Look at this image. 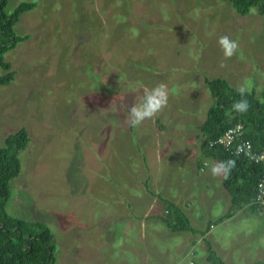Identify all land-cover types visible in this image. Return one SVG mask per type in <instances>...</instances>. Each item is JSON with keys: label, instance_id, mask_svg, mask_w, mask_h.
<instances>
[{"label": "rangeland", "instance_id": "obj_1", "mask_svg": "<svg viewBox=\"0 0 264 264\" xmlns=\"http://www.w3.org/2000/svg\"><path fill=\"white\" fill-rule=\"evenodd\" d=\"M22 2L35 6L15 24L28 37L4 54L15 76L0 84V147L22 127L30 142L7 209L51 225L60 237L57 264H144L142 229L128 214L155 204L154 213L162 207L157 196L177 195L186 184L184 172L196 165L192 158L204 140L199 124L213 101L207 77L247 83L260 94L263 17L255 7L243 15L228 0H8L7 12ZM224 35L239 44L231 58L218 43ZM161 82L169 89L167 107L130 126L135 98ZM211 159V167L219 162ZM223 174L201 185L209 183L214 195ZM223 200H208L204 209L222 214L223 205L230 207ZM147 223L158 233L165 228L159 220ZM223 231L227 264L264 261V213H238Z\"/></svg>", "mask_w": 264, "mask_h": 264}, {"label": "trees", "instance_id": "obj_2", "mask_svg": "<svg viewBox=\"0 0 264 264\" xmlns=\"http://www.w3.org/2000/svg\"><path fill=\"white\" fill-rule=\"evenodd\" d=\"M228 1L243 15L248 14L250 8H257V12L263 17L264 26V0ZM7 5L8 0H0V66L6 69V73L0 75V84H9L15 76L11 63L5 60V52L28 37L17 34L15 24L21 14L35 6L33 2H22L9 13L6 10ZM206 81L213 101L206 118L199 124L204 138L200 146L202 154L219 162L235 160V166L228 171L227 177L223 174V184L232 196L229 214L245 204L250 205L252 210L264 213V209L260 210L253 200L258 183L264 177V163L234 152L238 140L230 149L222 144L212 143L229 128L241 123L244 125L241 138L250 139L257 152L264 149V88L260 94L251 90L241 97L236 90L237 86L224 77H207ZM112 97L114 100V95ZM244 98L250 106L246 112L238 113L232 105ZM118 106L124 107L121 103ZM29 142V131L22 127L10 132L6 136L5 144L0 147V264H57L59 240L51 225L43 219L27 220L14 216L7 209L11 198L10 183L22 171L21 151L25 150ZM163 201L167 211L160 217L166 225L173 231L191 229L185 212L170 200ZM209 259L214 264H226L213 250H210Z\"/></svg>", "mask_w": 264, "mask_h": 264}, {"label": "crops", "instance_id": "obj_3", "mask_svg": "<svg viewBox=\"0 0 264 264\" xmlns=\"http://www.w3.org/2000/svg\"><path fill=\"white\" fill-rule=\"evenodd\" d=\"M155 16L157 15L155 14ZM155 19L156 18H153L152 20ZM160 146L161 144L159 143L158 147ZM161 147L163 148V146ZM164 156L167 157L168 155ZM192 159H194L196 165L190 162L186 172L183 171V168L181 169L185 173L183 175V180L186 182V184H181L180 188L178 189L180 191L179 194L171 196L166 195L161 197L162 200L157 196V198H159L157 206L159 207V205H162V207H159L158 209L155 208L154 213H152L151 210L154 209V206L156 207L155 204L154 206L151 205L152 207L150 206L145 211H134V213L130 212V214H128L131 219H136L134 224L137 227H141L142 229L141 232L137 231V234H139V247H146L147 250V255L145 259L143 258L144 264H188L185 261H188L189 264H195L193 259L191 261L189 259L192 257L194 258L196 255H199L202 258H205L206 261L211 262L209 259L210 250H213L220 258L223 259V252L219 237L224 233L223 230L225 229V226L230 223V221L234 220L238 213L241 215V217H249L252 215V213H257V211H259L252 210L250 205L245 204L239 206L235 211H233L232 214H229V210L232 205V196L229 191L227 192L224 184L221 183V190L218 188L220 192H217L216 189L219 185L214 187V195H211L207 192L209 183L201 185V183L207 178L211 179L210 182L213 181V178H211V176H213L211 172L212 167L210 166V161L212 162L211 157L203 156L201 151L199 153L195 152V158ZM176 166L178 167V165ZM145 182L146 185H148V181L146 180ZM200 185L201 187L198 189ZM127 193L129 196H135V194L129 189L127 190ZM142 194L143 190L140 194H136L138 201L144 199L139 197ZM171 198L173 200H171ZM217 198H224L223 203L230 204V207L227 211L226 205H223L222 214L216 213L210 208L204 209L205 203H207L208 200L210 202H215ZM163 200H170V202H172L176 207L182 209L185 212L190 220L191 229L173 231L169 226L166 225V223L160 217L163 212L167 211V207H164L165 204ZM197 202H200V204H196ZM197 207H201L200 210ZM68 217L72 218L71 216ZM120 217L121 220L125 221L124 216ZM85 218L88 219L87 217H84L83 219L85 220ZM151 220H159L161 225H165V228L161 233L157 232V228L147 229V222ZM104 221L105 220L101 219V223ZM102 229L105 233L107 228L102 227ZM148 230L151 232V236L149 235ZM59 238L60 237H57L58 240ZM174 258L177 259L173 262ZM233 258H236V256ZM260 261L263 260H259L254 263H251L250 261L249 262L251 264H258ZM224 262L227 264L225 260Z\"/></svg>", "mask_w": 264, "mask_h": 264}, {"label": "clouds", "instance_id": "obj_4", "mask_svg": "<svg viewBox=\"0 0 264 264\" xmlns=\"http://www.w3.org/2000/svg\"><path fill=\"white\" fill-rule=\"evenodd\" d=\"M250 12L255 13V8H250ZM218 43L223 51L225 58H231L236 54L239 44L237 41L232 40L229 36H221ZM237 92L241 97L245 96V93L251 92V87L247 83L240 84L237 87ZM169 102V89L166 83H159L152 88L145 87L143 89V95L139 98H135V102L132 107L128 108V114L126 122L132 127H138L145 120L152 119L165 107ZM249 102L246 98L235 101L232 108L238 112H246L249 108ZM235 166V160H228L227 162H218L211 168L213 176L224 172L227 177L228 171Z\"/></svg>", "mask_w": 264, "mask_h": 264}, {"label": "built area", "instance_id": "obj_5", "mask_svg": "<svg viewBox=\"0 0 264 264\" xmlns=\"http://www.w3.org/2000/svg\"><path fill=\"white\" fill-rule=\"evenodd\" d=\"M244 132V125L241 123L229 128L225 131L217 140L212 143L222 144L226 149L235 144L234 152L237 154H244L252 157L256 162L261 161L264 163V149L261 152L254 150L253 143L250 139L241 138ZM254 203L258 205L259 209H264V177H262L257 186V193L253 199ZM258 264H264V261H260Z\"/></svg>", "mask_w": 264, "mask_h": 264}]
</instances>
